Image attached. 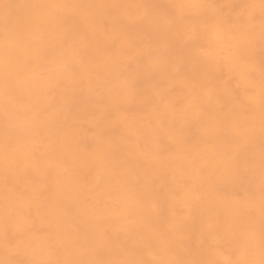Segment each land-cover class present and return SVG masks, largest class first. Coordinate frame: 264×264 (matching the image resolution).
Returning <instances> with one entry per match:
<instances>
[{"label": "bare ground", "instance_id": "bare-ground-1", "mask_svg": "<svg viewBox=\"0 0 264 264\" xmlns=\"http://www.w3.org/2000/svg\"><path fill=\"white\" fill-rule=\"evenodd\" d=\"M0 264H264V0H0Z\"/></svg>", "mask_w": 264, "mask_h": 264}]
</instances>
